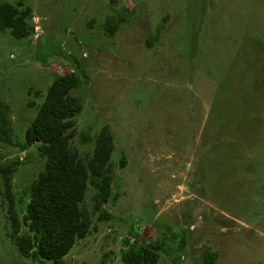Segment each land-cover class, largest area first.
I'll return each instance as SVG.
<instances>
[{"label": "rangeland", "instance_id": "obj_1", "mask_svg": "<svg viewBox=\"0 0 264 264\" xmlns=\"http://www.w3.org/2000/svg\"><path fill=\"white\" fill-rule=\"evenodd\" d=\"M22 1L32 34L0 30V165L18 161L17 215L44 162L24 131L54 77L74 71L77 134L107 127L113 169L110 218L92 214L64 264H122L129 244L156 246L158 264H264V0ZM70 146L82 157L92 141ZM3 207L0 185V264H39L18 253Z\"/></svg>", "mask_w": 264, "mask_h": 264}, {"label": "trees", "instance_id": "obj_2", "mask_svg": "<svg viewBox=\"0 0 264 264\" xmlns=\"http://www.w3.org/2000/svg\"><path fill=\"white\" fill-rule=\"evenodd\" d=\"M118 17L108 16L105 30L112 34ZM31 9L22 0L0 2V30L15 38L32 34ZM81 83L74 71L57 75L48 85L34 118L24 131V145L37 143L43 167L30 183L28 198L19 217L12 191V174L17 160L0 165L1 197L9 235L18 253L39 264H64V256L77 240L92 229V214L106 220L110 214L103 208L111 195L113 163L110 154L113 140L107 127L91 138L78 133L76 116L81 97L76 93ZM8 106L0 101V141L10 142ZM78 135L82 143L92 141V150L80 157L70 146ZM123 161L121 160L120 165ZM91 186V210L84 205L85 192ZM122 264H158V252L152 244H129L120 253ZM214 264V256L207 257Z\"/></svg>", "mask_w": 264, "mask_h": 264}]
</instances>
